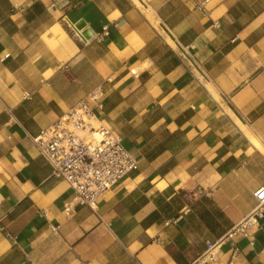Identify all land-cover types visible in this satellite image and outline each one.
<instances>
[{
	"label": "crops",
	"instance_id": "obj_1",
	"mask_svg": "<svg viewBox=\"0 0 264 264\" xmlns=\"http://www.w3.org/2000/svg\"><path fill=\"white\" fill-rule=\"evenodd\" d=\"M200 1L0 0V264H264V0ZM98 84L140 163L67 210L31 136Z\"/></svg>",
	"mask_w": 264,
	"mask_h": 264
},
{
	"label": "built area",
	"instance_id": "obj_2",
	"mask_svg": "<svg viewBox=\"0 0 264 264\" xmlns=\"http://www.w3.org/2000/svg\"><path fill=\"white\" fill-rule=\"evenodd\" d=\"M207 1H200L197 6L206 11ZM67 23L74 36L84 38L81 28ZM214 25L220 26L217 21ZM104 33H108L107 25ZM104 110L105 90L98 84L50 126L31 136L34 146L52 166L53 175L64 179L73 190L72 198L64 205L67 210L76 204H85L97 213L99 197L139 166L140 157L123 144L120 135L102 118ZM254 196L256 205L237 225L236 231L247 232L259 222L264 210V186L257 188ZM40 215L47 218L48 212L42 210ZM221 244L222 241H207L206 249L190 264H216ZM237 252L239 247L234 245L233 254Z\"/></svg>",
	"mask_w": 264,
	"mask_h": 264
},
{
	"label": "bare ground",
	"instance_id": "obj_3",
	"mask_svg": "<svg viewBox=\"0 0 264 264\" xmlns=\"http://www.w3.org/2000/svg\"><path fill=\"white\" fill-rule=\"evenodd\" d=\"M140 4V3H139ZM145 10V13L146 15L148 16V18L151 20V22L154 24V25H158L157 23V20L156 18L152 15V13L147 10V9H144ZM169 41L171 42L172 45H174V43L169 39ZM234 118L236 119V121L241 125V127L243 128V130L248 134V136L250 138H252L254 140V137L250 134V132L246 129L245 125H243V123L241 122V120L236 116V115H233ZM96 136H98L97 133H95Z\"/></svg>",
	"mask_w": 264,
	"mask_h": 264
},
{
	"label": "water",
	"instance_id": "obj_4",
	"mask_svg": "<svg viewBox=\"0 0 264 264\" xmlns=\"http://www.w3.org/2000/svg\"><path fill=\"white\" fill-rule=\"evenodd\" d=\"M83 25H80L79 28L82 29V35L84 37H90L92 35V30L90 28H82Z\"/></svg>",
	"mask_w": 264,
	"mask_h": 264
}]
</instances>
